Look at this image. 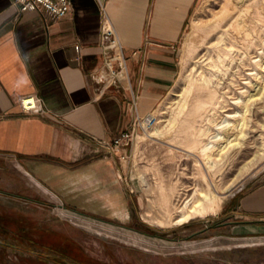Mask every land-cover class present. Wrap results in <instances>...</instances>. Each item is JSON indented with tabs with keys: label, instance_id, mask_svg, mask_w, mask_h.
I'll list each match as a JSON object with an SVG mask.
<instances>
[{
	"label": "crops",
	"instance_id": "crops-1",
	"mask_svg": "<svg viewBox=\"0 0 264 264\" xmlns=\"http://www.w3.org/2000/svg\"><path fill=\"white\" fill-rule=\"evenodd\" d=\"M70 2V13L52 21L22 12L13 0H0V232L11 233L15 224L22 232L45 230L53 196L77 212L127 216L121 152L102 143L130 127L132 95L141 114L156 110L168 95L197 4ZM105 16L122 42L129 73L128 80L112 85L105 82L100 43ZM27 94L38 97L43 114L23 113L19 102ZM234 199L232 235L264 238V185Z\"/></svg>",
	"mask_w": 264,
	"mask_h": 264
},
{
	"label": "rangeland",
	"instance_id": "rangeland-1",
	"mask_svg": "<svg viewBox=\"0 0 264 264\" xmlns=\"http://www.w3.org/2000/svg\"><path fill=\"white\" fill-rule=\"evenodd\" d=\"M228 6L229 17L224 14ZM195 9L180 42L179 74L154 110L156 123L138 132L123 158L119 154L130 199L127 216L118 220L77 212L53 196L45 230L22 232L15 224L11 233L0 232V238L16 246L0 245V264H264V238H237L229 223L237 220L234 198L264 185V0H197ZM234 21L249 34L232 30ZM229 29L238 41L217 65ZM232 76L250 81L249 92L255 95L247 127L236 134L245 145L233 166L221 162L209 170L185 150L184 131L191 125L206 128L210 117L218 118L219 111L206 104L196 122L188 119L201 97L206 99L210 90L225 91ZM211 182L223 198L215 213L176 223L179 211L194 204L199 191L214 190Z\"/></svg>",
	"mask_w": 264,
	"mask_h": 264
},
{
	"label": "bare ground",
	"instance_id": "bare-ground-1",
	"mask_svg": "<svg viewBox=\"0 0 264 264\" xmlns=\"http://www.w3.org/2000/svg\"><path fill=\"white\" fill-rule=\"evenodd\" d=\"M224 14H226L225 16L228 17L230 16L229 6ZM230 26L232 30L242 33L243 36H247L249 34L246 30L244 31V29L241 26V23H239L238 21L232 22ZM230 31L231 30L229 29L225 33L226 36L224 38L225 43L222 48L223 51L221 53H218V61L216 63L217 65L226 56H228V52L230 51L231 48L234 47L235 41L237 40L235 39L236 36L233 35L234 32L232 33ZM246 39L248 38L245 37L244 40ZM221 80L223 81V79ZM248 83H250V81L240 82V80L234 79V76L230 77V82L226 85L227 89L225 91L220 93V91L216 89L214 91L210 90L206 99H201L202 98L201 97L199 101L196 102L193 111L189 114V118H188L190 119L189 123L191 122L194 123L197 121L198 117L202 116L200 112L202 111L201 109L203 107L205 108L206 104H208V106H210L211 109L213 108L215 112L219 111L218 118H213V117L209 118V120H211L212 123L211 126L209 125L206 128H204L203 125L200 126V128H198L199 126H197L196 128L193 127V125H191L185 128L184 131L186 134L185 142H184L185 150L188 151L189 155H193V157H195L194 161L199 165H201V167L207 166L209 170H213L214 168H216L217 164H221V162L222 165L228 162L230 166H233L235 163H237L239 159L238 158L239 156H237V154L239 153L242 154V150L244 149L243 146L245 145V140L242 137L237 136L236 134L240 135L242 129H244V127H247L249 119L248 117H246V113L249 110L251 100H253L252 98L255 97V95L249 92L250 85H248ZM206 84L207 82L205 83V85ZM229 91H231V95ZM231 109H232L231 113H227ZM212 113L214 114V112ZM233 134H235L234 138L230 139ZM245 135L246 134H244L243 136ZM212 185L214 187V190L211 189L201 190L202 187H198L201 191H199V194L196 196L197 198L193 202L194 204L190 205V207H188L187 209H182L179 211L178 218L176 219V223L180 221L182 222V220L183 221L187 220L189 217L193 215L203 216L208 212L215 213V211L221 205L223 198L219 194L215 193L218 186L215 185V183L213 182L208 183V186L210 188L212 187ZM159 223L161 222L159 221Z\"/></svg>",
	"mask_w": 264,
	"mask_h": 264
},
{
	"label": "built area",
	"instance_id": "built-area-1",
	"mask_svg": "<svg viewBox=\"0 0 264 264\" xmlns=\"http://www.w3.org/2000/svg\"><path fill=\"white\" fill-rule=\"evenodd\" d=\"M22 12H36L42 16L56 21L68 15L71 9L70 0H13ZM100 43L103 51L104 65L107 69L105 82L109 85L128 80L127 59L123 56V45L110 20L105 16L101 25ZM79 50L78 47H76ZM20 108L25 115L43 114L39 99L33 94H27L20 99ZM129 111L131 114V125L118 137L110 141H104L102 146L110 152H121V158L125 156L122 152L128 145L132 144L139 131H147L157 121V115L153 112L141 114L135 95L129 100Z\"/></svg>",
	"mask_w": 264,
	"mask_h": 264
},
{
	"label": "water",
	"instance_id": "water-1",
	"mask_svg": "<svg viewBox=\"0 0 264 264\" xmlns=\"http://www.w3.org/2000/svg\"><path fill=\"white\" fill-rule=\"evenodd\" d=\"M209 227H211V225L206 226L205 229H208ZM205 229H204V230H205ZM204 230H202V231H200V232H203ZM0 242L3 243L2 241H0ZM3 244H5V243H3ZM32 252H33V253H36L35 251H32Z\"/></svg>",
	"mask_w": 264,
	"mask_h": 264
},
{
	"label": "flooded vegetation",
	"instance_id": "flooded-vegetation-1",
	"mask_svg": "<svg viewBox=\"0 0 264 264\" xmlns=\"http://www.w3.org/2000/svg\"><path fill=\"white\" fill-rule=\"evenodd\" d=\"M37 254H39V253H37ZM40 255H42V254H40ZM66 264V263H65Z\"/></svg>",
	"mask_w": 264,
	"mask_h": 264
}]
</instances>
